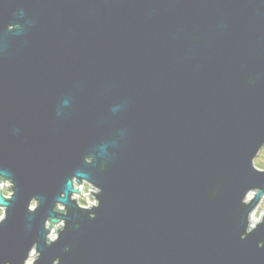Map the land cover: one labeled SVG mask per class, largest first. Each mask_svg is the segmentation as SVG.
<instances>
[{
	"label": "water",
	"instance_id": "1",
	"mask_svg": "<svg viewBox=\"0 0 264 264\" xmlns=\"http://www.w3.org/2000/svg\"><path fill=\"white\" fill-rule=\"evenodd\" d=\"M263 145L264 0H0V264H264Z\"/></svg>",
	"mask_w": 264,
	"mask_h": 264
},
{
	"label": "rangeland",
	"instance_id": "2",
	"mask_svg": "<svg viewBox=\"0 0 264 264\" xmlns=\"http://www.w3.org/2000/svg\"><path fill=\"white\" fill-rule=\"evenodd\" d=\"M253 163L255 165V167L259 168V169H264V145L263 147L259 150L258 154L255 156ZM85 185V184H84ZM85 187H87V185H85ZM2 193L5 196H8L9 194V190L6 187H3L2 189ZM253 195V192H250L248 194V197H251ZM76 199L78 201V203L81 206H87L89 205L91 202H93V200L91 199V197H83L81 195H77ZM4 209L0 207V215H2V218L4 216ZM264 213V194L261 197V199L259 200L258 204L256 205V207L254 208V210L252 211L251 214L254 215V219H256V222L260 219V217L262 216V214ZM256 222H254L253 224H255ZM62 224V222L57 223L56 225L53 226V228L50 230L49 233V238H53L57 235V231H55L58 227H60V225ZM252 224V225H253ZM35 257L34 252H31L29 259L27 260V264L32 263L33 259Z\"/></svg>",
	"mask_w": 264,
	"mask_h": 264
},
{
	"label": "built area",
	"instance_id": "3",
	"mask_svg": "<svg viewBox=\"0 0 264 264\" xmlns=\"http://www.w3.org/2000/svg\"><path fill=\"white\" fill-rule=\"evenodd\" d=\"M7 185H10V183L8 181H5L4 184L1 186V189H3V187H6L8 189ZM85 185H87V184H85ZM85 185H84V189H83L84 195L82 194L81 196H83V197H86V196L90 197L91 196V199L93 200V202H91L89 205H87V207H88V206L95 203V200L93 199V196L90 193V191L92 192L94 189L92 187H90L89 185H87V187H85Z\"/></svg>",
	"mask_w": 264,
	"mask_h": 264
},
{
	"label": "bare ground",
	"instance_id": "4",
	"mask_svg": "<svg viewBox=\"0 0 264 264\" xmlns=\"http://www.w3.org/2000/svg\"><path fill=\"white\" fill-rule=\"evenodd\" d=\"M249 219H250V223L251 224H253L254 222H256V219H254V215L253 214L250 215V218Z\"/></svg>",
	"mask_w": 264,
	"mask_h": 264
},
{
	"label": "clouds",
	"instance_id": "5",
	"mask_svg": "<svg viewBox=\"0 0 264 264\" xmlns=\"http://www.w3.org/2000/svg\"><path fill=\"white\" fill-rule=\"evenodd\" d=\"M0 219H2V215H0ZM54 238V237H53ZM29 264H30V262H29Z\"/></svg>",
	"mask_w": 264,
	"mask_h": 264
},
{
	"label": "flooded vegetation",
	"instance_id": "6",
	"mask_svg": "<svg viewBox=\"0 0 264 264\" xmlns=\"http://www.w3.org/2000/svg\"><path fill=\"white\" fill-rule=\"evenodd\" d=\"M4 195V194H3ZM5 196V195H4Z\"/></svg>",
	"mask_w": 264,
	"mask_h": 264
}]
</instances>
